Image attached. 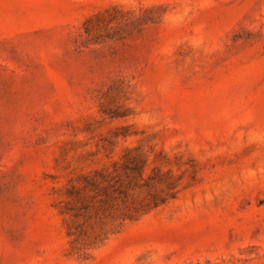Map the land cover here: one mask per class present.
<instances>
[{"label": "rangeland", "instance_id": "374dc122", "mask_svg": "<svg viewBox=\"0 0 264 264\" xmlns=\"http://www.w3.org/2000/svg\"><path fill=\"white\" fill-rule=\"evenodd\" d=\"M0 264H264V0H0Z\"/></svg>", "mask_w": 264, "mask_h": 264}]
</instances>
